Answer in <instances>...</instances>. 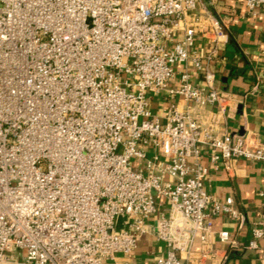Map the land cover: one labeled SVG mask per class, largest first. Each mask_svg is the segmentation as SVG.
<instances>
[{
  "label": "built area",
  "instance_id": "obj_1",
  "mask_svg": "<svg viewBox=\"0 0 264 264\" xmlns=\"http://www.w3.org/2000/svg\"><path fill=\"white\" fill-rule=\"evenodd\" d=\"M228 40L201 0H0V264H107L147 234L166 249L146 264H210L214 234L235 245L214 218L243 215L205 182L264 162V143L195 115L224 113L211 61ZM247 247L264 249V205Z\"/></svg>",
  "mask_w": 264,
  "mask_h": 264
},
{
  "label": "crops",
  "instance_id": "obj_2",
  "mask_svg": "<svg viewBox=\"0 0 264 264\" xmlns=\"http://www.w3.org/2000/svg\"><path fill=\"white\" fill-rule=\"evenodd\" d=\"M201 2L227 24L229 40L211 61L215 87L225 98L224 113L219 112L216 104H209L195 108V115L216 132L245 135L253 143H264V10L257 15L247 14L244 0ZM198 44L205 49L209 46L202 38ZM164 103L161 95L155 97L154 112L160 113ZM209 152L206 149L202 156L204 164H209ZM229 166L227 169L221 162L218 168L211 169L206 190L221 201L231 196L244 224L240 226L226 214L214 218V230L229 231L236 244L222 243L216 234L212 235L210 242L219 250L217 259L210 264H264V249L247 247L251 228L261 218L264 205V162L237 159L230 161ZM200 247L199 243L194 246L196 250ZM165 249L154 235L147 234L131 255L119 254L116 261L107 264H146ZM220 259L225 261L221 263Z\"/></svg>",
  "mask_w": 264,
  "mask_h": 264
},
{
  "label": "rangeland",
  "instance_id": "obj_3",
  "mask_svg": "<svg viewBox=\"0 0 264 264\" xmlns=\"http://www.w3.org/2000/svg\"><path fill=\"white\" fill-rule=\"evenodd\" d=\"M119 225H121V223Z\"/></svg>",
  "mask_w": 264,
  "mask_h": 264
}]
</instances>
